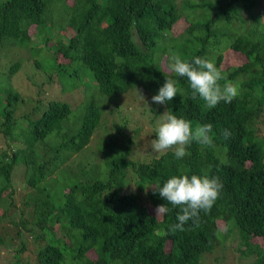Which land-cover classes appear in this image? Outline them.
<instances>
[{
  "label": "trees",
  "instance_id": "obj_1",
  "mask_svg": "<svg viewBox=\"0 0 264 264\" xmlns=\"http://www.w3.org/2000/svg\"><path fill=\"white\" fill-rule=\"evenodd\" d=\"M177 53L213 60L239 95L208 108L172 74L183 92L153 103ZM230 53L236 62L224 64ZM133 88L148 96L127 100L148 127L129 129L134 117L119 110L98 132ZM73 92L75 107L63 99ZM164 112L212 124L215 146L194 142L182 159L153 152ZM263 129L264 0H0V250L14 251L5 264H19L27 242L34 264H264ZM185 169L223 188L198 228L172 233L179 209L154 186ZM13 171L28 187L19 205ZM161 204L170 211L155 217Z\"/></svg>",
  "mask_w": 264,
  "mask_h": 264
},
{
  "label": "clouds",
  "instance_id": "obj_2",
  "mask_svg": "<svg viewBox=\"0 0 264 264\" xmlns=\"http://www.w3.org/2000/svg\"><path fill=\"white\" fill-rule=\"evenodd\" d=\"M165 70L170 78L165 79L158 93L151 97L155 104L165 105L178 93L183 92V89L178 87V80L171 78L172 74L186 77L191 89V99L199 96L208 108H214L221 101L230 103L239 95L237 84L227 81L221 85L220 81L225 78L215 62L208 58L196 56L189 61L183 59L178 53L172 54L165 62ZM140 97L144 100L142 95ZM230 135L229 130L223 131L225 139ZM155 137L150 140V149L155 153H167L169 150H174L176 159L189 156L190 152L187 149L194 142L202 148L215 146L212 124L205 123L193 127L191 120L183 116L178 117L172 112H164L162 120L155 129ZM222 188L223 185L218 176L188 175L186 169L179 175L169 177L162 185L157 183L154 190L173 208L179 209L176 215L177 222L170 225L169 231L175 233L189 230L185 228L189 221L192 222L191 230L198 228L200 213H208L211 210ZM154 211L155 217H163L170 208L166 204H161Z\"/></svg>",
  "mask_w": 264,
  "mask_h": 264
},
{
  "label": "rangeland",
  "instance_id": "obj_3",
  "mask_svg": "<svg viewBox=\"0 0 264 264\" xmlns=\"http://www.w3.org/2000/svg\"><path fill=\"white\" fill-rule=\"evenodd\" d=\"M67 1H70V0H67ZM181 27L182 26L179 25V24L176 25L175 28L172 30L173 34L176 35L177 33H179L181 31L180 30ZM56 57H57V59H59L60 58L59 54H57ZM236 58H237V55L235 53L234 54L230 53L228 55H224L223 56L224 64L235 63L236 62ZM161 64L164 67V63L162 62ZM23 75L24 74L21 73L20 71L17 72L16 81H15V83H19L17 86L22 85L21 83H26L27 82L26 79L23 77ZM84 84H86V83H84ZM86 90L88 91L89 95H93L92 94V90H93L92 86L86 88ZM75 92H80V90H77ZM75 92H73L71 94H68L67 96H63V99L65 98V101L69 102L73 107H75V104L77 103V101L79 99L81 100V98H82V95H79L78 93H75ZM140 92H141V94H145L146 95L144 89H140V88L134 89L133 88V90L128 91L126 93H123V95H121V96H118L117 98H121L122 99V100L120 99L121 100L120 101V108L116 109L114 111L112 110L111 114L109 113V111H106L104 114H102L101 122H100L99 127L97 128V131L100 132V133H104L106 130L111 129V126H112V124L114 122H115V124H118L119 121L122 120L120 118V116H123V114L129 116L130 118L132 116L134 117L133 118L134 120H132L133 123H130V125L128 126L129 129H131L134 125L139 124V127H140L139 129L145 130L148 127L147 122L143 123L142 120H136L135 118L138 117V115H136L134 113L133 109H132L134 107L133 105H135V104L128 105V102H127V100L130 99L131 94H134V93H136V95L139 97V100L137 101L135 99V102L138 103L139 101H145L148 96L142 95L144 97V100H142L141 97H140ZM48 93L50 95H55L56 94L52 90L48 91ZM117 98L112 101L113 106H115V104L118 102L119 99H117ZM111 105H109L108 108H110ZM119 110H120V116L115 114ZM141 123H143V124L141 125ZM126 131L131 133V130H126ZM263 131H264V129H263ZM94 143H95V141L93 142V144ZM12 178H13L12 184L15 186V187H13L11 185L12 188H13V191H14L13 192V194H14V204L15 205H19V201H20L19 197H20L21 193L24 190L28 189V187H26L25 182L22 179V177H21V175H20V173L18 171H13ZM13 252L14 251L11 250V247L9 248V250L7 248L5 249V251H4V249L0 250V264H5V261H7V262L13 261L14 260ZM234 253L237 254L236 252H234ZM89 256H93V253L89 252ZM235 258H237V257L235 256ZM18 259H19V264H34L35 263V261H34L35 260V246L32 245L31 242H27L26 248L19 253ZM68 263L75 264L73 260L68 261Z\"/></svg>",
  "mask_w": 264,
  "mask_h": 264
}]
</instances>
